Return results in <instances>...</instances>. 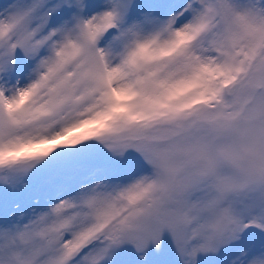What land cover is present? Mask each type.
Returning <instances> with one entry per match:
<instances>
[{
    "label": "snow or ice",
    "instance_id": "1",
    "mask_svg": "<svg viewBox=\"0 0 264 264\" xmlns=\"http://www.w3.org/2000/svg\"><path fill=\"white\" fill-rule=\"evenodd\" d=\"M0 264H264V0H0Z\"/></svg>",
    "mask_w": 264,
    "mask_h": 264
}]
</instances>
